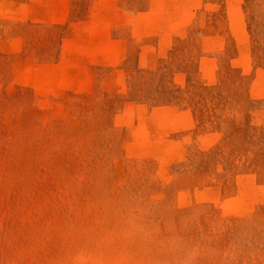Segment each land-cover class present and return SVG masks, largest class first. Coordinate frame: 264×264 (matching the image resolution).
Wrapping results in <instances>:
<instances>
[{"label": "rangeland", "instance_id": "374dc122", "mask_svg": "<svg viewBox=\"0 0 264 264\" xmlns=\"http://www.w3.org/2000/svg\"><path fill=\"white\" fill-rule=\"evenodd\" d=\"M0 264H264V0H0Z\"/></svg>", "mask_w": 264, "mask_h": 264}, {"label": "bare ground", "instance_id": "6f19581e", "mask_svg": "<svg viewBox=\"0 0 264 264\" xmlns=\"http://www.w3.org/2000/svg\"><path fill=\"white\" fill-rule=\"evenodd\" d=\"M38 87H40V86H38Z\"/></svg>", "mask_w": 264, "mask_h": 264}]
</instances>
